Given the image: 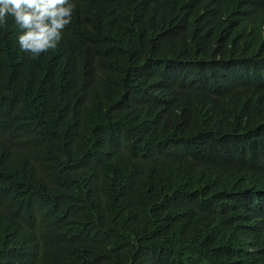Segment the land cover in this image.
I'll use <instances>...</instances> for the list:
<instances>
[{"label":"trees","instance_id":"trees-1","mask_svg":"<svg viewBox=\"0 0 264 264\" xmlns=\"http://www.w3.org/2000/svg\"><path fill=\"white\" fill-rule=\"evenodd\" d=\"M131 1L71 0L60 48L36 58L12 17L0 25V264H256L247 245L264 250L237 233L264 219V170L233 166L264 138V86L241 121L251 96L192 89L198 66L223 84L218 56L264 64V0H231V47L202 52L170 35L194 29L182 8L160 20Z\"/></svg>","mask_w":264,"mask_h":264},{"label":"clouds","instance_id":"clouds-1","mask_svg":"<svg viewBox=\"0 0 264 264\" xmlns=\"http://www.w3.org/2000/svg\"><path fill=\"white\" fill-rule=\"evenodd\" d=\"M134 2L135 0H132L131 5ZM230 2L231 0H150L144 8L147 16L160 20L167 18L163 13L164 5H175L176 9L182 8L194 29L185 33L182 29L171 26L170 35L174 36L175 40L180 37V43L192 44L202 52L211 45L222 44L228 49L231 47V38L227 32V22L232 14ZM98 7L95 5L91 9H99ZM74 8L75 5L71 0H0V25L6 23L8 17H12L22 30V34L18 36L20 49L36 58L49 50L60 48L58 43L62 42L64 32L72 25ZM164 23L165 21L159 27H163ZM241 57L229 60L218 56L211 60L210 65L222 74V85L215 86L205 77L203 66L194 69L192 83L194 90L217 93L234 92L236 102L251 96L252 99L249 101L246 111L243 114H233L236 121L246 119L257 100L259 87L264 86V64L248 63ZM59 59L69 63L66 57ZM196 62H198L197 59L191 58L188 63L182 64L185 67L180 66L175 69V72L183 74ZM50 81L57 84V77ZM254 82L260 84L254 86ZM75 124L76 122L72 120L56 119L52 121L51 126L56 134L59 132L62 136H68L72 134ZM249 147H255L257 150L249 152ZM233 166L235 170L251 179L260 170H264V138L256 144H249L243 154L233 160ZM237 233L242 241L264 238V219L260 218L237 225ZM100 236L101 234L98 239ZM98 239L86 245L83 248L84 252L93 254L89 247L94 245ZM244 254L254 255L256 264H264V250L260 247L247 245ZM19 256L17 251H10L5 262L17 264ZM41 262L45 263L46 259H41ZM62 263L65 264L64 261Z\"/></svg>","mask_w":264,"mask_h":264},{"label":"bare ground","instance_id":"bare-ground-1","mask_svg":"<svg viewBox=\"0 0 264 264\" xmlns=\"http://www.w3.org/2000/svg\"><path fill=\"white\" fill-rule=\"evenodd\" d=\"M160 36V35H159ZM170 44V43H169ZM168 48V47H167ZM170 49V48H169ZM168 51V50H167ZM174 51V50H173ZM175 51H177V49L175 50ZM174 51V52H175ZM179 51V50H178ZM170 52V51H169ZM177 53V52H176ZM164 54V53H163ZM173 54V53H172ZM180 54V53H179ZM176 56V55H175ZM177 56H178V54H177ZM180 57V56H179ZM183 57V56H182Z\"/></svg>","mask_w":264,"mask_h":264}]
</instances>
